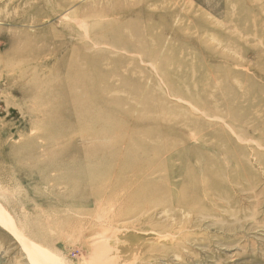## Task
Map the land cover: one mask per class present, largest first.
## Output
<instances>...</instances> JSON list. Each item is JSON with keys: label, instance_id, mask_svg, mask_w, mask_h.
I'll return each mask as SVG.
<instances>
[{"label": "rangeland", "instance_id": "obj_1", "mask_svg": "<svg viewBox=\"0 0 264 264\" xmlns=\"http://www.w3.org/2000/svg\"><path fill=\"white\" fill-rule=\"evenodd\" d=\"M0 264H264V0H0Z\"/></svg>", "mask_w": 264, "mask_h": 264}, {"label": "bare ground", "instance_id": "obj_2", "mask_svg": "<svg viewBox=\"0 0 264 264\" xmlns=\"http://www.w3.org/2000/svg\"><path fill=\"white\" fill-rule=\"evenodd\" d=\"M84 30V29H83ZM243 142V141H242ZM245 142V141H244ZM253 143V142H252ZM261 148V147H260ZM119 197V196H118ZM119 199H120V197H119ZM119 199H117L118 201H119ZM103 200V199H102ZM117 200H115V201H117ZM118 201H117V203H118ZM123 201V200H122ZM122 201H120V202H122ZM112 202H114V201H112ZM119 202V203H120ZM99 205V204H98ZM98 208V207H97ZM109 210H112V209H109ZM142 216V215H141ZM116 218L117 217H119V216H115ZM116 218H115V222H118V221H121V220H119L118 218H117V220H116ZM91 219H92V217H91ZM101 219V218H100ZM148 219V218H147ZM109 220V219H108ZM149 221V220H148ZM151 221V220H150ZM101 223V222H100ZM99 223V224H100ZM109 223H110V220H109ZM146 225V224H145ZM149 225V224H148ZM101 226V225H100ZM147 226V225H146ZM90 227V226H89ZM148 228H149V226H147ZM151 227V226H150ZM97 228V227H96ZM100 229H101V227H100ZM110 229V228H109ZM116 229V228H115ZM104 230H105V228H104ZM114 230V229H113ZM112 230V231H113ZM117 230V229H116ZM118 230H120V229H118ZM124 230V229H123ZM108 231V230H107ZM165 231V230H164ZM114 232L116 233V231L114 230ZM149 232H151V231H149ZM151 233H153V232H151ZM96 234V233H95ZM159 234V233H158ZM165 235V234H164ZM160 236V235H159ZM96 237V236H95ZM162 237V236H161ZM161 237H158V238H160L161 239ZM155 238V237H154ZM165 238V237H164ZM163 239V238H162ZM159 240V239H158ZM162 243V242H161ZM48 258L49 256H47V255H43V254H41V253H38V258L39 259H41V258ZM54 261H56V262H59L57 259H54Z\"/></svg>", "mask_w": 264, "mask_h": 264}]
</instances>
